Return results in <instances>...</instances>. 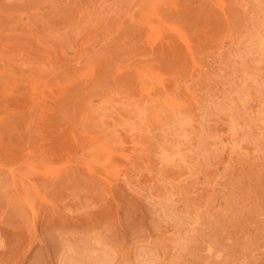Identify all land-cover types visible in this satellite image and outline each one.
<instances>
[{"label": "rangeland", "instance_id": "1", "mask_svg": "<svg viewBox=\"0 0 264 264\" xmlns=\"http://www.w3.org/2000/svg\"><path fill=\"white\" fill-rule=\"evenodd\" d=\"M263 166L264 0H0V264H264Z\"/></svg>", "mask_w": 264, "mask_h": 264}, {"label": "bare ground", "instance_id": "2", "mask_svg": "<svg viewBox=\"0 0 264 264\" xmlns=\"http://www.w3.org/2000/svg\"><path fill=\"white\" fill-rule=\"evenodd\" d=\"M150 6V5H149ZM149 6H148V8H149ZM150 12V11H149ZM157 19V18H156ZM162 20V19H161ZM157 26H158V24H156ZM156 27V26H155ZM161 27V26H160ZM254 27V26H253ZM155 29V28H154ZM155 31V30H154ZM154 35H155V32L153 33ZM182 35V34H181ZM184 42V41H183ZM236 42V41H235ZM239 42V41H238ZM240 43V42H239ZM239 45V44H238ZM213 50V49H212ZM198 56V55H197ZM236 56V55H235ZM257 57H255V59H256ZM241 62V61H240ZM256 62V61H255ZM242 63V62H241ZM244 63V62H243ZM243 69H244V66H243ZM141 72V71H140ZM250 75H251V73H250ZM32 82V81H31ZM247 130V129H246ZM203 136V135H202ZM234 138V137H233ZM231 140H234V139H231ZM213 142V141H212ZM98 143V142H97ZM225 143V142H224ZM247 143H248V141H247ZM213 145V144H212ZM217 145V144H216ZM105 148V147H104ZM235 151V150H234ZM206 153V152H205ZM247 157H248V155H247ZM242 159V158H241ZM88 162V161H87ZM26 165V164H25ZM28 165V164H27ZM248 166V165H247ZM27 167V166H26ZM37 167H39V166H37ZM21 168V167H20ZM28 168V167H27ZM29 168H30V166H29ZM263 168H264V166H263ZM41 169V168H40ZM32 171V170H31ZM47 171V170H46ZM251 171V170H250ZM42 173H43V171H42ZM47 173H48V171H47ZM18 179H20V178H18ZM185 185V184H184ZM233 187V186H232ZM180 189V188H179ZM235 189V188H234ZM233 190V189H232ZM166 195V194H165ZM233 195V194H232ZM172 198V197H171ZM175 202V201H174ZM214 202V201H213ZM209 206H210V204H209ZM230 206V205H229ZM249 206V205H248ZM201 209H202V207H201ZM188 210V209H187ZM244 210V209H243ZM228 211V210H227ZM183 213V212H182ZM186 213V212H185ZM207 213V212H206ZM227 213V212H226ZM169 215V214H168ZM210 215V214H209ZM242 215V214H241ZM222 216V215H221ZM210 217V216H209ZM164 218V217H163ZM172 218H174V217H172ZM216 218V217H215ZM189 220V219H188ZM180 222V221H179ZM191 222H192V219H191ZM193 222H194V220H193ZM196 222H198V221H196ZM217 222H218V220H217ZM209 223H210V220H209ZM215 224H217V223H215ZM215 224H213L214 226H215ZM219 224V223H218ZM252 224H255V223H252ZM182 225V224H181ZM186 225V224H185ZM264 225V224H263ZM217 226V225H216ZM220 226V225H219ZM193 228V227H192ZM209 228V227H208ZM215 228V227H214ZM189 230H190V228H189ZM213 231V230H212ZM257 231V230H256ZM222 232V231H221ZM263 232V231H262ZM172 233V232H171ZM190 233V232H189ZM192 233H193V230H192ZM195 233V232H194ZM189 237V236H188ZM195 237V236H194ZM203 238H204V236H202ZM205 237H207V235L205 236ZM247 237V236H246ZM208 238H210V237H207V239ZM250 238V237H249ZM258 238V237H257ZM2 239V238H1ZM212 239V238H211ZM210 239V240H211ZM228 239H229V237H228ZM209 240V239H208ZM246 240H247V238H246ZM249 240V239H248ZM188 241V240H187ZM204 241V240H203ZM214 241V239L212 240V242ZM217 241V240H216ZM231 241V240H230ZM253 241V240H252ZM255 241V240H254ZM245 242V241H244ZM243 242V243H244ZM210 243V242H209ZM215 243V242H214ZM213 243V244H214ZM254 243V242H253ZM204 245V244H203ZM207 245V244H206ZM219 245V244H218ZM251 245V244H250ZM201 246H202V244H201ZM245 246V245H244ZM264 246V245H263ZM214 247V246H213ZM213 247H211V248H213ZM216 247V246H215ZM227 247V246H226ZM225 247V248H226ZM239 247V246H238ZM243 246H241V248H242ZM144 248V247H143ZM210 248V249H211ZM224 248V247H223ZM150 249V248H149ZM217 249V248H216ZM219 249H220V247H219ZM162 250V249H161ZM250 250H251V247H250ZM152 251V250H151ZM199 251V250H198ZM208 251H210V250H208ZM207 251V252H208ZM212 251V250H211ZM214 251H215V249H214ZM216 251H218V250H216ZM233 251H235V250H232V253H233ZM253 251V250H252ZM104 252V251H103ZM200 252V251H199ZM201 252H203V251H201ZM206 252V253H207ZM221 251H219V253H220ZM254 252V251H253ZM252 252V253H253ZM137 253V252H136ZM232 253H230V254H232ZM235 253V252H234ZM146 254V253H145ZM217 254H218V252H217ZM216 254V255H217ZM237 254V253H236ZM180 255V254H179ZM191 255H192V253H191ZM207 255V254H206ZM234 255V254H233ZM255 255V254H254ZM208 256H210V255H208ZM227 256V255H226ZM256 256V255H255ZM254 256V257H255ZM106 257V256H105ZM214 257V259H215V254H214V256H213V254H212V258ZM250 257V256H249ZM253 257V256H252ZM258 257V256H257ZM194 258V257H193ZM202 258V257H201ZM247 257H245V259H246ZM137 259H138V257H137ZM176 259H178V258H176ZM203 260H204V258H202ZM245 259H243L242 260V262L245 260ZM201 260V259H200ZM216 260V259H215ZM258 260V259H257ZM86 261V260H85ZM219 261V260H218ZM221 261V260H220ZM236 261H238V260H236ZM235 261V262H236ZM185 262V261H184ZM223 262V261H222ZM234 262V263H235ZM247 262V261H246ZM209 263V262H208ZM208 263H206V264H208ZM212 263H213V261H212ZM221 263V262H220ZM232 264V263H231ZM248 264H249V261H248Z\"/></svg>", "mask_w": 264, "mask_h": 264}]
</instances>
